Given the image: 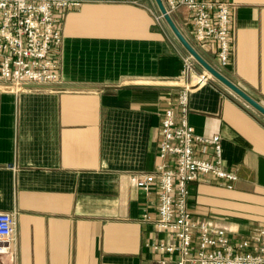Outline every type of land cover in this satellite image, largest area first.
<instances>
[{"label":"crops","instance_id":"0c3cea01","mask_svg":"<svg viewBox=\"0 0 264 264\" xmlns=\"http://www.w3.org/2000/svg\"><path fill=\"white\" fill-rule=\"evenodd\" d=\"M235 2L224 66L215 42L195 40L183 8L171 15L206 61L264 105V0ZM154 12V0H83L60 10L61 82L0 85V211L16 219L0 264L165 257L150 246L164 234L143 218L156 215L157 188L145 191L136 178L158 162L162 112L176 102L187 52ZM188 105V123L220 135L223 163L238 175L231 187L212 176L191 182L192 217L233 241L250 239L264 230V115L213 76L190 87Z\"/></svg>","mask_w":264,"mask_h":264},{"label":"built area","instance_id":"2783aa9c","mask_svg":"<svg viewBox=\"0 0 264 264\" xmlns=\"http://www.w3.org/2000/svg\"><path fill=\"white\" fill-rule=\"evenodd\" d=\"M82 1L0 0V85L21 90L61 82L63 32L58 12L78 7ZM162 2L170 14L183 8L195 40L202 44L215 42L219 65L228 63L235 0ZM153 17L155 22H162L160 12H154ZM180 56L183 82L175 104L162 112L158 162L153 170L136 178L137 186L145 191L157 188L156 215L144 213L143 218L164 237L150 246L165 254L160 264H264V230L250 239L233 241L225 229L192 217L188 205L191 182L212 176L231 187L238 175L223 163L220 135L197 134L188 123L189 89L212 75L205 69L197 72L196 61L189 53ZM210 149L211 158L207 157ZM15 227L14 214L0 211V255L11 252L9 242Z\"/></svg>","mask_w":264,"mask_h":264},{"label":"water","instance_id":"95a60500","mask_svg":"<svg viewBox=\"0 0 264 264\" xmlns=\"http://www.w3.org/2000/svg\"><path fill=\"white\" fill-rule=\"evenodd\" d=\"M154 2L174 37L178 40L182 47L195 59V61L206 71H208L213 77L228 86L237 95H239L242 99H244L252 107H254L257 111L264 115V105H262L258 100L244 92L240 87H238L235 83L226 78L217 68H215L202 57V55L197 51L193 44L185 37V35L179 29L174 19L172 18V15L167 11L166 7L164 6L162 0H154Z\"/></svg>","mask_w":264,"mask_h":264},{"label":"rangeland","instance_id":"374dc122","mask_svg":"<svg viewBox=\"0 0 264 264\" xmlns=\"http://www.w3.org/2000/svg\"><path fill=\"white\" fill-rule=\"evenodd\" d=\"M159 12V11H158ZM162 22H164L166 24V22L164 21V19L162 18ZM167 25V24H166ZM187 52V51H186ZM188 53V52H187ZM197 63V62H196Z\"/></svg>","mask_w":264,"mask_h":264}]
</instances>
